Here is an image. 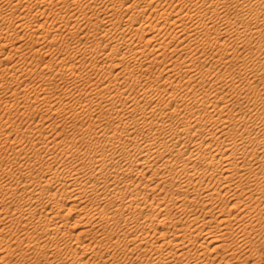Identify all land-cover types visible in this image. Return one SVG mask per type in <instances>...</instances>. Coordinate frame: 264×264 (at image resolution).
I'll return each instance as SVG.
<instances>
[{"label": "bare ground", "instance_id": "1", "mask_svg": "<svg viewBox=\"0 0 264 264\" xmlns=\"http://www.w3.org/2000/svg\"><path fill=\"white\" fill-rule=\"evenodd\" d=\"M264 0H0V264H259Z\"/></svg>", "mask_w": 264, "mask_h": 264}, {"label": "rangeland", "instance_id": "2", "mask_svg": "<svg viewBox=\"0 0 264 264\" xmlns=\"http://www.w3.org/2000/svg\"><path fill=\"white\" fill-rule=\"evenodd\" d=\"M259 264H264V251L261 254V258L259 260Z\"/></svg>", "mask_w": 264, "mask_h": 264}]
</instances>
